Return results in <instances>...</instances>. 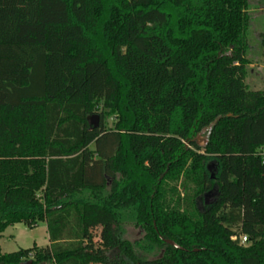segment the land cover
I'll return each instance as SVG.
<instances>
[{
	"label": "trees",
	"instance_id": "obj_1",
	"mask_svg": "<svg viewBox=\"0 0 264 264\" xmlns=\"http://www.w3.org/2000/svg\"><path fill=\"white\" fill-rule=\"evenodd\" d=\"M165 3L182 9L176 33ZM248 6L0 0V238L45 222L50 239L0 246V264H264V91L245 82ZM181 177L210 197L204 210L188 193L166 206L167 180ZM91 229L116 258L86 243Z\"/></svg>",
	"mask_w": 264,
	"mask_h": 264
},
{
	"label": "rangeland",
	"instance_id": "obj_2",
	"mask_svg": "<svg viewBox=\"0 0 264 264\" xmlns=\"http://www.w3.org/2000/svg\"><path fill=\"white\" fill-rule=\"evenodd\" d=\"M248 14L250 17L249 27L246 34V59L248 64L246 66V79L245 82L249 89L264 91V0H248ZM162 7L170 15V28L176 33L177 23L182 14V9L174 7L169 3H165ZM108 55V54H107ZM116 117L113 114H108L104 120L105 124L109 128H113L116 123ZM198 143L204 146L207 137L206 134L201 133L197 137ZM264 152V149L262 150ZM215 176L214 172H212ZM184 188L183 178L167 180L166 190V206L172 207L178 196L182 199L184 194L188 193L189 197L195 200L198 210H204L210 203V197L198 196L195 197V188L191 183L186 184ZM190 199V200H191ZM99 228L102 224L98 225ZM97 233L101 231L90 230V233L86 239V243L90 244L93 249H107L110 258H116L119 255V251L113 247L112 241L109 238H105V235L97 237ZM139 229L132 226L125 228L124 237L130 240H135L139 236ZM49 243L47 225L45 222H39L34 228H28L24 224L18 223L9 226L2 233L0 238V246L2 253L15 252L21 248H30L34 245L39 247L46 246ZM249 245V242L244 243ZM145 257H154L155 254L146 253ZM28 262H31L29 259ZM32 263V262H31Z\"/></svg>",
	"mask_w": 264,
	"mask_h": 264
},
{
	"label": "water",
	"instance_id": "obj_3",
	"mask_svg": "<svg viewBox=\"0 0 264 264\" xmlns=\"http://www.w3.org/2000/svg\"><path fill=\"white\" fill-rule=\"evenodd\" d=\"M100 124V119H99V115L98 114H93L90 118H89V125L91 126V128H98ZM165 242L171 245H174L178 248H180V246L173 240L170 239H165ZM28 264H31V262H28Z\"/></svg>",
	"mask_w": 264,
	"mask_h": 264
},
{
	"label": "built area",
	"instance_id": "obj_4",
	"mask_svg": "<svg viewBox=\"0 0 264 264\" xmlns=\"http://www.w3.org/2000/svg\"><path fill=\"white\" fill-rule=\"evenodd\" d=\"M262 152H263V151H262ZM263 154H264V152H263ZM232 239H233V240H236V239H237V236H233ZM239 239H240V241H241L242 244L248 242V238H247V236H245V235H241V236H239Z\"/></svg>",
	"mask_w": 264,
	"mask_h": 264
},
{
	"label": "crops",
	"instance_id": "obj_5",
	"mask_svg": "<svg viewBox=\"0 0 264 264\" xmlns=\"http://www.w3.org/2000/svg\"><path fill=\"white\" fill-rule=\"evenodd\" d=\"M38 225V224H37ZM47 233H48V230H47ZM48 239H49V234H48ZM47 245H50V239H49V243ZM46 245V246H47ZM38 246V245H37Z\"/></svg>",
	"mask_w": 264,
	"mask_h": 264
}]
</instances>
